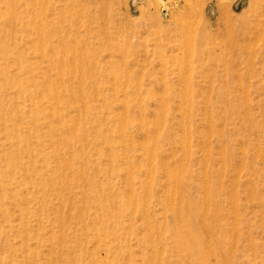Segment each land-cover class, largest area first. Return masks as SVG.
<instances>
[{"label": "rangeland", "instance_id": "1", "mask_svg": "<svg viewBox=\"0 0 264 264\" xmlns=\"http://www.w3.org/2000/svg\"><path fill=\"white\" fill-rule=\"evenodd\" d=\"M263 3L0 0V264H264Z\"/></svg>", "mask_w": 264, "mask_h": 264}, {"label": "bare ground", "instance_id": "2", "mask_svg": "<svg viewBox=\"0 0 264 264\" xmlns=\"http://www.w3.org/2000/svg\"><path fill=\"white\" fill-rule=\"evenodd\" d=\"M197 1V0H196ZM264 1V0H263ZM171 2V1H170ZM190 2V1H189ZM204 3V2H203ZM192 4V3H191ZM195 4V3H194ZM223 4V3H222ZM221 4V5H222ZM196 5V4H195ZM226 5V4H225ZM192 7V6H191ZM193 8V7H192ZM223 8V7H222ZM260 8V13H264V3L259 7ZM189 9H190V7H189ZM227 11V10H226ZM196 14V13H195ZM200 14V13H199ZM180 15V14H179ZM187 17V16H186ZM223 18V17H222ZM257 18H258V23H255V24H253V25H251V27L249 28V29H247V31H246V35H248V37H253V36H256V38H260V36H262V37H264V14H260V15H258L257 16ZM191 19V18H190ZM182 20V19H181ZM183 21V20H182ZM182 31V30H181ZM193 33V32H192ZM227 34V33H226ZM231 34V33H230ZM228 35V34H227ZM191 36V35H190ZM230 36V35H229ZM258 36V37H257ZM247 37V38H248ZM187 38V37H186ZM240 38V37H239ZM254 38V37H253ZM193 39V38H192ZM229 39V38H228ZM235 40V39H234ZM215 41V40H214ZM233 41V40H232ZM251 41V40H250ZM189 42V41H188ZM243 42V41H242ZM247 42V41H246ZM245 42V43H246ZM252 43V42H251ZM250 43V44H251ZM230 44H231V41H230ZM242 44V43H241ZM247 44V43H246ZM230 47V46H229ZM232 49V48H231ZM246 51V50H245ZM189 53V52H188ZM235 54V53H234ZM253 54V53H252ZM238 61V60H237ZM237 64V63H236ZM239 65V64H238ZM236 67V66H235ZM234 67V68H235ZM236 70V69H235ZM238 71V70H237ZM237 74H238V72H237ZM181 201H182V205L183 206H185L186 205V201H184V199H181ZM180 214H181V216H182V218L184 219V218H188V220H190V218H189V216H191V214H192V218H194V219H196V217L195 216H197L196 215V213L195 212H193L192 211V209H190V211L188 212V210H187V212L185 213V211H181L180 212ZM189 238H190V240H193V241H196V237H194V235L191 233L190 235H189ZM197 238H199V237H197ZM198 240V239H197Z\"/></svg>", "mask_w": 264, "mask_h": 264}]
</instances>
